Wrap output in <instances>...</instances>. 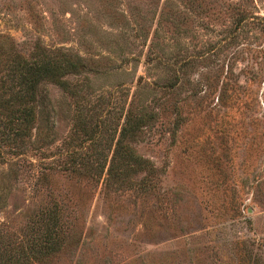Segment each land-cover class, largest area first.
Here are the masks:
<instances>
[{"label": "rangeland", "instance_id": "374dc122", "mask_svg": "<svg viewBox=\"0 0 264 264\" xmlns=\"http://www.w3.org/2000/svg\"><path fill=\"white\" fill-rule=\"evenodd\" d=\"M45 56L79 67L30 143L0 118V264H264V0H0V92Z\"/></svg>", "mask_w": 264, "mask_h": 264}, {"label": "trees", "instance_id": "16d2710c", "mask_svg": "<svg viewBox=\"0 0 264 264\" xmlns=\"http://www.w3.org/2000/svg\"><path fill=\"white\" fill-rule=\"evenodd\" d=\"M244 19L246 16L241 17L240 21L243 22ZM78 67L77 60L66 59L65 63H62L57 58L49 56L36 60L25 59L16 65L13 80L17 88L10 89L11 95L8 97L0 92V118L7 119L5 125L9 129L8 132L6 130L3 132L6 137L11 135V139L17 141L14 145L23 146V144L30 143L32 129L39 127L35 123L38 121L37 105L40 84L49 80L64 85L67 89L69 85L65 77ZM142 113V115H135L130 112L126 116L117 139L109 175H112L117 168L115 164H119V156L123 158V165L127 166V169L132 164L138 169H145L146 160L135 153L130 143L138 140L143 128L155 119L156 114L149 113L146 109Z\"/></svg>", "mask_w": 264, "mask_h": 264}]
</instances>
